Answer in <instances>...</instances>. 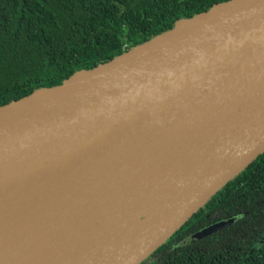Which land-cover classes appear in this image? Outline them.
Listing matches in <instances>:
<instances>
[{
	"label": "water",
	"instance_id": "1",
	"mask_svg": "<svg viewBox=\"0 0 264 264\" xmlns=\"http://www.w3.org/2000/svg\"><path fill=\"white\" fill-rule=\"evenodd\" d=\"M263 152L264 0L217 2L0 105V264H139Z\"/></svg>",
	"mask_w": 264,
	"mask_h": 264
},
{
	"label": "trees",
	"instance_id": "2",
	"mask_svg": "<svg viewBox=\"0 0 264 264\" xmlns=\"http://www.w3.org/2000/svg\"><path fill=\"white\" fill-rule=\"evenodd\" d=\"M225 0H0V105L60 84ZM233 222L195 242L203 227ZM264 152L139 264H264Z\"/></svg>",
	"mask_w": 264,
	"mask_h": 264
},
{
	"label": "rangeland",
	"instance_id": "3",
	"mask_svg": "<svg viewBox=\"0 0 264 264\" xmlns=\"http://www.w3.org/2000/svg\"><path fill=\"white\" fill-rule=\"evenodd\" d=\"M263 240H264V232L261 235H259V237L256 239V242L254 245L257 246V245L261 244L263 242Z\"/></svg>",
	"mask_w": 264,
	"mask_h": 264
},
{
	"label": "flooded vegetation",
	"instance_id": "4",
	"mask_svg": "<svg viewBox=\"0 0 264 264\" xmlns=\"http://www.w3.org/2000/svg\"><path fill=\"white\" fill-rule=\"evenodd\" d=\"M226 219H228V218H226ZM230 219H232V218H230ZM223 220H224V219H223ZM221 221H222V220H221ZM232 222H233V219H232V221H231L230 223H232ZM230 223H229V224H230ZM229 224H227V225H229ZM227 225H226V226H227Z\"/></svg>",
	"mask_w": 264,
	"mask_h": 264
}]
</instances>
